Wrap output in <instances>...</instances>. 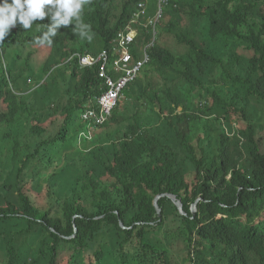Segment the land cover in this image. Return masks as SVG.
<instances>
[{"label":"trees","instance_id":"16d2710c","mask_svg":"<svg viewBox=\"0 0 264 264\" xmlns=\"http://www.w3.org/2000/svg\"><path fill=\"white\" fill-rule=\"evenodd\" d=\"M118 1L85 6L91 41L36 45L45 18L0 45V264H264V0H168L150 64L83 138L106 88L70 56L158 4ZM165 194L187 215L163 197L160 218Z\"/></svg>","mask_w":264,"mask_h":264},{"label":"built area","instance_id":"2783aa9c","mask_svg":"<svg viewBox=\"0 0 264 264\" xmlns=\"http://www.w3.org/2000/svg\"><path fill=\"white\" fill-rule=\"evenodd\" d=\"M168 0H158L154 15L149 14L147 2H141L137 11L125 29L116 35L111 50H103L98 55L73 53L69 60L78 58L82 67L96 68L106 90L96 99L97 108H88L82 114V120L88 126V133L81 137L91 139L92 132L98 126L105 125L112 117L124 91L133 84L150 64V51L155 47L157 26L163 18ZM152 28L153 38L149 43H139L140 28ZM138 51V53H136ZM138 55V56H137Z\"/></svg>","mask_w":264,"mask_h":264},{"label":"clouds","instance_id":"9594fccd","mask_svg":"<svg viewBox=\"0 0 264 264\" xmlns=\"http://www.w3.org/2000/svg\"><path fill=\"white\" fill-rule=\"evenodd\" d=\"M92 0H0V45L18 24L26 31L47 18L46 30L34 38L39 46H51L61 27L74 25L73 33L91 41V25L83 20L85 6Z\"/></svg>","mask_w":264,"mask_h":264},{"label":"water","instance_id":"95a60500","mask_svg":"<svg viewBox=\"0 0 264 264\" xmlns=\"http://www.w3.org/2000/svg\"><path fill=\"white\" fill-rule=\"evenodd\" d=\"M163 197H167L169 198L170 200H172V202L175 204V206L179 209L180 211V214H183V215H187L186 212L184 211V207H183V203L181 202V200H179L177 198V196L175 195H172V194H165V195H161V196H158L156 197V199L154 200V206L157 210V213H158V216L161 218L162 217V210L159 206V200ZM198 203L194 205V207L192 208V213H193V216L195 217V215L197 214V207H198V204L201 202V199H199L197 201ZM121 227L123 229H125L126 227L124 226V224L121 222L120 223ZM75 233H77V229H75ZM74 239V238H73Z\"/></svg>","mask_w":264,"mask_h":264},{"label":"rangeland","instance_id":"374dc122","mask_svg":"<svg viewBox=\"0 0 264 264\" xmlns=\"http://www.w3.org/2000/svg\"><path fill=\"white\" fill-rule=\"evenodd\" d=\"M119 2H121V1L119 0L118 3H119ZM171 45H172L171 48H172L173 51H175L176 53H183V52L186 51V48H185L184 46H180V45L178 44V42H175V43H174V41H173V43H171ZM30 49H31L30 47H27L26 50H25V54H27V53L30 51ZM38 65H39L38 63L35 64L36 67H38ZM256 125H257V126H262V127H263V126H264V122H263V121H257V122H256ZM260 133H263V134H264V132H259V134H260ZM78 144H79V142H78ZM83 146H84V145L82 144V147H83ZM71 151H72V150H70V152H71Z\"/></svg>","mask_w":264,"mask_h":264},{"label":"bare ground","instance_id":"6f19581e","mask_svg":"<svg viewBox=\"0 0 264 264\" xmlns=\"http://www.w3.org/2000/svg\"><path fill=\"white\" fill-rule=\"evenodd\" d=\"M152 3V2H151ZM155 3V2H154ZM175 3V2H174ZM171 5V4H170ZM176 5V4H175ZM175 9V8H174ZM135 12V11H134ZM150 13V12H149ZM85 18V17H84ZM127 23V22H126ZM166 24V23H165ZM161 25V24H160ZM122 28V27H121ZM125 28V27H124ZM160 29V28H159ZM146 35V34H145ZM102 93V92H101ZM97 131V130H96ZM80 136V135H79ZM79 140V139H78Z\"/></svg>","mask_w":264,"mask_h":264}]
</instances>
